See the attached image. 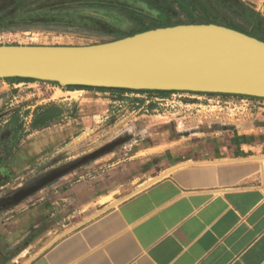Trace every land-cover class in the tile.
I'll list each match as a JSON object with an SVG mask.
<instances>
[{
  "label": "crops",
  "instance_id": "0c3cea01",
  "mask_svg": "<svg viewBox=\"0 0 264 264\" xmlns=\"http://www.w3.org/2000/svg\"><path fill=\"white\" fill-rule=\"evenodd\" d=\"M172 1L154 6L165 17ZM199 1V12L185 7L192 20L167 25H226L215 17L231 11L264 31V0ZM7 81L0 79L1 114L10 88L26 83ZM243 97L251 99L238 100L254 111L249 117L228 124L206 117L216 126L209 132L194 114L177 126L176 140L143 136L122 169L111 171L61 167L36 175L40 155L70 136L67 114L38 128L20 121L18 134L10 127L0 135V264H264V98ZM162 99L141 107L163 109ZM184 100L187 109L202 105ZM140 176L156 178L115 198Z\"/></svg>",
  "mask_w": 264,
  "mask_h": 264
},
{
  "label": "rangeland",
  "instance_id": "374dc122",
  "mask_svg": "<svg viewBox=\"0 0 264 264\" xmlns=\"http://www.w3.org/2000/svg\"><path fill=\"white\" fill-rule=\"evenodd\" d=\"M156 2L157 0H23L19 3L20 6H15L18 3L13 0H0V44L86 45L113 40L154 25L192 20L188 11L177 3L173 4L171 14L164 11L167 13L164 17L160 15L161 10L155 8ZM232 13H219L215 20L264 38V31L252 30L253 19L236 18ZM0 79L26 82L12 86L9 96L2 99L6 111L0 113V122L11 119L4 127L0 126V135L11 127L13 120L18 123L30 121L29 125L34 126L44 114L56 115L47 124L58 122L63 114L71 118V127L74 128L70 136L40 155L35 164L36 175L61 167L96 171L122 169L124 157L135 149V143L143 136L171 142L177 139V126L189 125L190 116L192 118L194 114L200 115L197 119L210 132L216 126H211V123L208 126L206 117L228 124L236 123L239 118L249 117L254 112L241 107L240 100H246L245 103L251 100H247L244 95L237 97L206 92L194 94V91L182 90L157 92L78 88L39 79ZM195 95L203 99L192 98ZM157 97L163 98L161 101L156 100L166 104L163 109L153 111L154 107H141L147 100ZM209 98L213 101L207 102ZM184 99L202 102V105L187 109L182 105ZM228 99H234L232 104L225 102ZM165 110L168 111L163 114ZM182 130L186 131L184 128ZM154 178L156 177L140 176L134 182H127L115 194V198H122L146 186Z\"/></svg>",
  "mask_w": 264,
  "mask_h": 264
},
{
  "label": "water",
  "instance_id": "95a60500",
  "mask_svg": "<svg viewBox=\"0 0 264 264\" xmlns=\"http://www.w3.org/2000/svg\"><path fill=\"white\" fill-rule=\"evenodd\" d=\"M264 98V40L218 23L150 28L86 45L0 44V78Z\"/></svg>",
  "mask_w": 264,
  "mask_h": 264
},
{
  "label": "trees",
  "instance_id": "16d2710c",
  "mask_svg": "<svg viewBox=\"0 0 264 264\" xmlns=\"http://www.w3.org/2000/svg\"><path fill=\"white\" fill-rule=\"evenodd\" d=\"M15 3H18L17 5L15 6H20L19 3H21L23 0H13ZM173 3L174 2H177L182 8H189L190 9V12L193 13V10L195 12H199L202 10V7L200 8V1L199 0H173L172 1ZM3 18V17H2ZM147 30V29H146ZM252 36H255L259 39H262L264 40V38H260V36L258 35H252ZM123 37V36H122ZM8 78H11V79H16V80H36L34 78H25V77H8ZM70 87H78V88H94L92 86H82V85H70ZM97 88H100V89H105L104 87H97ZM109 89H122L123 88H109ZM149 91H152V90H149ZM154 91H157V92H166V90H154ZM56 115H50V114H44L43 117L41 119H39V121H36L34 123V127L35 128H38L42 125H46L49 121L51 120H54ZM16 118V117H15ZM21 124L18 123L16 120H13L12 124H11V130L12 132H15V134H18L20 128H21ZM16 127V128H15Z\"/></svg>",
  "mask_w": 264,
  "mask_h": 264
},
{
  "label": "bare ground",
  "instance_id": "6f19581e",
  "mask_svg": "<svg viewBox=\"0 0 264 264\" xmlns=\"http://www.w3.org/2000/svg\"><path fill=\"white\" fill-rule=\"evenodd\" d=\"M43 45V44H42Z\"/></svg>",
  "mask_w": 264,
  "mask_h": 264
}]
</instances>
